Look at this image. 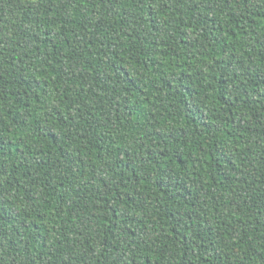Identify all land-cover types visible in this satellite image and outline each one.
<instances>
[{
    "label": "trees",
    "instance_id": "1",
    "mask_svg": "<svg viewBox=\"0 0 264 264\" xmlns=\"http://www.w3.org/2000/svg\"><path fill=\"white\" fill-rule=\"evenodd\" d=\"M0 264H264V0H0Z\"/></svg>",
    "mask_w": 264,
    "mask_h": 264
}]
</instances>
